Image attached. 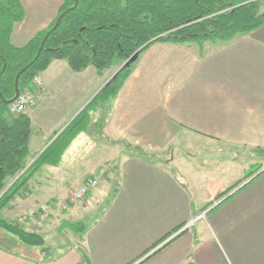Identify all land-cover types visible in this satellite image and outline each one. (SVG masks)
Wrapping results in <instances>:
<instances>
[{"label":"crops","instance_id":"0c3cea01","mask_svg":"<svg viewBox=\"0 0 264 264\" xmlns=\"http://www.w3.org/2000/svg\"><path fill=\"white\" fill-rule=\"evenodd\" d=\"M22 3L26 17L11 36L18 47L49 28L64 0ZM90 66L75 71L66 58L53 59L40 73L38 103L25 111L32 122L29 164L110 79L68 116L55 111L53 90H68L70 102L79 88L86 93L85 83L76 84L87 80ZM109 105L101 116L103 105L93 112L59 164L42 165L3 212L15 218L51 200V214L67 219L76 205L62 211L58 204L89 177L99 181L89 202L109 198L105 209L51 260L43 261L39 247L29 256L21 243L0 245V264H264V173L245 178L264 158V24L226 41L152 43ZM57 117L60 124H51ZM94 128L106 147L98 150L103 160L89 162L80 141L95 138ZM204 151L227 154L211 156L210 167L194 161L192 153Z\"/></svg>","mask_w":264,"mask_h":264},{"label":"trees","instance_id":"16d2710c","mask_svg":"<svg viewBox=\"0 0 264 264\" xmlns=\"http://www.w3.org/2000/svg\"><path fill=\"white\" fill-rule=\"evenodd\" d=\"M74 5L75 0H64L57 18ZM25 17L22 0H0V229L15 235L24 247L41 248L43 261H48L53 254L46 246L45 236L28 230L23 223L7 217L3 210L42 165L59 164L64 151L90 125L93 112L118 95L136 61L126 64L31 164V118L25 112L13 115L6 103L15 96L18 72L33 61L20 77L23 89L31 86L34 77L53 59L66 58L75 71L93 65L101 72L115 62L122 65L137 50L142 53L158 41L230 40L264 24V0H78L77 6L67 12L48 36L37 59L41 42L57 18L48 29L18 47L11 36L15 25ZM125 146L148 156L135 146ZM262 164L256 162L245 178L263 174ZM237 184L221 192L218 198ZM86 226L83 221L63 224L73 233H83Z\"/></svg>","mask_w":264,"mask_h":264},{"label":"rangeland","instance_id":"374dc122","mask_svg":"<svg viewBox=\"0 0 264 264\" xmlns=\"http://www.w3.org/2000/svg\"><path fill=\"white\" fill-rule=\"evenodd\" d=\"M120 65H121L120 62H115L109 68H106L102 70L101 72H99L95 66L91 65L90 66L91 68L87 70V80L85 82L82 80H79V81L77 80L79 84H76L75 81L72 80V82H74V84H76L77 86L83 85V83H85L86 90L84 91H86V93H84L83 90L82 89L80 90L79 88L72 96L73 101L70 102L69 99L71 95L70 96L65 95L67 94V92H69L68 90H66L64 93L63 88L59 90L55 88L53 90V93H51L50 95V97L52 98L50 99L51 100L50 103L52 104V107L54 108L55 111L60 112L61 115L68 116L70 114V110H74L75 108H77V106H81L82 103H84V101L86 100V98H88L86 96L94 88H97L99 84H101L104 80L107 81L118 70ZM67 89H69L68 86H67ZM103 106H104L103 109L100 108L98 110L99 115L107 113V111L110 108L109 101L103 104ZM61 121H62V118L57 117V119H52L50 122L51 124L53 123L60 124ZM40 126H41V122L36 120L33 124L34 133H36L40 129ZM92 136H94L95 138L93 137L88 138V135L85 134L82 140L80 141L82 145L86 144V150H87L86 158L89 162L92 159L103 160V157H102L103 155L98 150H100V148L102 149L105 148L106 145L101 143V141L99 140L96 141L99 136H98V131L95 128L92 130ZM87 138L89 140H87ZM87 141H93V142H89V145L87 146L88 144ZM189 153H192V152H189ZM192 154H195L194 161L196 163H199L201 165L206 164L207 166L209 164L211 167L212 165L211 156L215 157L218 155V157L220 158L221 156L226 155L227 153L226 152L215 153V152L204 151L200 153L195 152ZM259 161L263 163L262 164L263 166L264 158L263 159L257 158L254 163L259 162ZM115 166H116L115 163L113 165L109 163L108 169L110 168L114 169ZM108 199L109 198H99L96 200H91L89 202V198H87V200L83 201L82 203L77 204L75 210L69 211V216L67 219H62V215L58 216L57 214L56 215L50 214L49 217L40 224L29 223V224H24V225L30 231L43 234L46 238V246H48L51 249L52 254L55 256L58 252L61 251L62 248H65V246L69 247L77 243L78 236H76V234L73 233L70 229L64 228L63 227L64 222L66 223V222L83 221L86 224H89L92 220L97 218L102 213V211L105 209V207L107 206L109 202ZM22 214L17 215L15 218H11V217L9 218L15 219L19 222ZM1 232L5 234L6 238H3L4 236L2 235ZM18 244H21V242L15 235L9 233L8 231L0 229V245L5 246L7 248H16ZM24 250L26 254H28L29 256H36L39 253L38 252L39 249H37L36 247L25 246Z\"/></svg>","mask_w":264,"mask_h":264},{"label":"built area","instance_id":"2783aa9c","mask_svg":"<svg viewBox=\"0 0 264 264\" xmlns=\"http://www.w3.org/2000/svg\"><path fill=\"white\" fill-rule=\"evenodd\" d=\"M43 86V79L40 74H37L32 81V85L21 89L17 98L11 104H9L10 113L18 116L27 109L35 107L38 103L39 92ZM262 170H264V165ZM98 185V179L92 177L87 178L81 185L73 189L68 194V196L58 204L59 208L64 211L68 210L73 205L82 203L83 201L87 200L90 191H92ZM56 205L57 204L54 201L49 200L43 203L39 209L23 213L19 222L23 224H40L49 217V215L52 213L53 207ZM196 220L197 219L189 221L183 227V230L193 226Z\"/></svg>","mask_w":264,"mask_h":264},{"label":"water","instance_id":"95a60500","mask_svg":"<svg viewBox=\"0 0 264 264\" xmlns=\"http://www.w3.org/2000/svg\"><path fill=\"white\" fill-rule=\"evenodd\" d=\"M77 4H78V0H75V5L74 6H72V7H70V8H68V9H66L65 11H63L60 15H59V17L57 18V21H56V23H55V25L47 32V34L45 35V37H44V39L42 40V42H41V45H40V48H39V51H38V53H37V55H36V57H35V59H37L40 55H41V53H42V51H43V49H44V46H45V43H46V40L48 39V36L51 34V32L53 31V30H55L58 26H59V24H60V22H61V20H62V18L67 14V12H69V10L71 9V8H75L76 6H77ZM139 50H137L135 53H134V55L129 59V61H125L119 68H118V70L110 77V79L108 80V82L106 83V85L111 81V79L112 78H114L115 77V75L126 65V64H128L129 62H135L137 59H138V57H139ZM33 63V61L30 63V64H32ZM30 64H28L26 67H23L19 72H18V74H17V76H16V78H15V96L13 97V98H11V99H7L6 100V103L9 105V104H11L16 98H17V96L19 95V93H20V90H21V88H20V77H21V75H22V73L30 66ZM5 68H6V64L4 65V68H3V71L5 70ZM0 79H1V75H0ZM105 85V86H106ZM104 86V87H105Z\"/></svg>","mask_w":264,"mask_h":264}]
</instances>
